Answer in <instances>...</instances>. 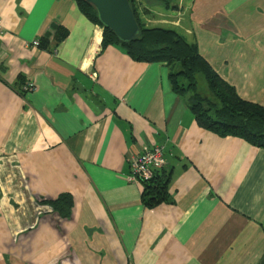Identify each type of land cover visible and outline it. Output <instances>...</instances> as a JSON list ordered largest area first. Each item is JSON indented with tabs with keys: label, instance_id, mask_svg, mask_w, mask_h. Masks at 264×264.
Listing matches in <instances>:
<instances>
[{
	"label": "crops",
	"instance_id": "crops-1",
	"mask_svg": "<svg viewBox=\"0 0 264 264\" xmlns=\"http://www.w3.org/2000/svg\"><path fill=\"white\" fill-rule=\"evenodd\" d=\"M135 1L148 26L153 0ZM171 9L173 30L264 107V0ZM0 22V264H264L263 148L199 127L167 68L102 47L75 0H0ZM154 146L167 201L149 208L127 177ZM61 194L65 219L40 204Z\"/></svg>",
	"mask_w": 264,
	"mask_h": 264
},
{
	"label": "trees",
	"instance_id": "trees-1",
	"mask_svg": "<svg viewBox=\"0 0 264 264\" xmlns=\"http://www.w3.org/2000/svg\"><path fill=\"white\" fill-rule=\"evenodd\" d=\"M75 1L80 12L102 28L94 10L81 0ZM129 1L139 27L138 36L129 43L121 44L109 30L102 28L101 46L119 45L133 61L163 64L173 90L187 97L188 108L199 127L219 137L240 138L264 149V107L241 99L235 89L199 54L195 44L188 43L172 29L143 24L137 16L139 3ZM54 34L52 37H57V41L66 36V32L57 27ZM50 36L45 34L40 38L37 47L46 49ZM198 79L204 84V94L197 90ZM166 180V176L156 171L149 181L142 183L141 199L146 207L167 201ZM40 204L47 207L49 213L65 219L70 215L72 198L68 194H61L53 200L40 201Z\"/></svg>",
	"mask_w": 264,
	"mask_h": 264
},
{
	"label": "water",
	"instance_id": "water-1",
	"mask_svg": "<svg viewBox=\"0 0 264 264\" xmlns=\"http://www.w3.org/2000/svg\"><path fill=\"white\" fill-rule=\"evenodd\" d=\"M90 6L103 29L109 30L121 43L134 40L139 34L129 0H81Z\"/></svg>",
	"mask_w": 264,
	"mask_h": 264
},
{
	"label": "built area",
	"instance_id": "built-area-1",
	"mask_svg": "<svg viewBox=\"0 0 264 264\" xmlns=\"http://www.w3.org/2000/svg\"><path fill=\"white\" fill-rule=\"evenodd\" d=\"M3 33V28L0 22V35ZM32 46L37 47L38 41H32ZM33 89V85L27 84L22 91L27 92ZM163 146H154L146 149L130 159V173L127 177V182L133 184L135 182L149 181L154 173L165 165V154Z\"/></svg>",
	"mask_w": 264,
	"mask_h": 264
},
{
	"label": "rangeland",
	"instance_id": "rangeland-1",
	"mask_svg": "<svg viewBox=\"0 0 264 264\" xmlns=\"http://www.w3.org/2000/svg\"><path fill=\"white\" fill-rule=\"evenodd\" d=\"M178 0H166V2H168V7H166L165 5V0H153V2H149L148 3V7L150 9V11L152 12V15L154 17V19L150 16V21L148 22V27H161V28H167V29H171L173 26V22L178 21L180 22L181 20H183V16L182 18L177 15V12L175 10H172L171 7L172 5H174L175 2H177ZM187 1V0H186ZM190 2V0H188V3ZM160 15V16H159ZM163 15V16H161ZM147 26V25H146ZM173 30V28H172ZM203 89H205L203 82L198 79L197 80V90L201 93L204 94Z\"/></svg>",
	"mask_w": 264,
	"mask_h": 264
}]
</instances>
